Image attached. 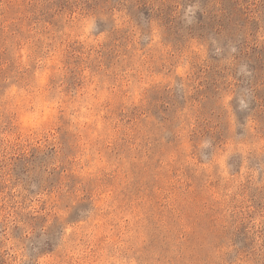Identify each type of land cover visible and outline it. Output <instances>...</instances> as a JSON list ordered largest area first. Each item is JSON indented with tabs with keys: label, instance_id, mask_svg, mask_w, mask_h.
Instances as JSON below:
<instances>
[{
	"label": "rangeland",
	"instance_id": "obj_1",
	"mask_svg": "<svg viewBox=\"0 0 264 264\" xmlns=\"http://www.w3.org/2000/svg\"><path fill=\"white\" fill-rule=\"evenodd\" d=\"M0 264H264V0H0Z\"/></svg>",
	"mask_w": 264,
	"mask_h": 264
}]
</instances>
